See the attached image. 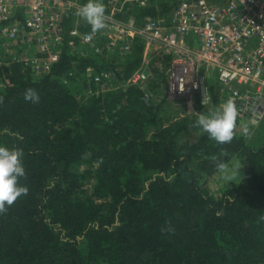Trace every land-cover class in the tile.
<instances>
[{
    "label": "trees",
    "instance_id": "trees-1",
    "mask_svg": "<svg viewBox=\"0 0 264 264\" xmlns=\"http://www.w3.org/2000/svg\"><path fill=\"white\" fill-rule=\"evenodd\" d=\"M119 1L113 19L136 27L169 22L178 2ZM74 16L63 17L65 29ZM142 51L138 35L122 56L118 46L108 54L70 46L65 34L41 75L0 65V146L23 152L19 184L28 188L0 214V264H264V140L253 145L234 130L231 143L217 144L194 126L198 118L163 124L165 94L153 104L135 85L99 90L96 74L126 79ZM150 66L165 89L168 57ZM28 88L37 103L25 100ZM187 130L196 138L183 139Z\"/></svg>",
    "mask_w": 264,
    "mask_h": 264
},
{
    "label": "built area",
    "instance_id": "built-area-1",
    "mask_svg": "<svg viewBox=\"0 0 264 264\" xmlns=\"http://www.w3.org/2000/svg\"><path fill=\"white\" fill-rule=\"evenodd\" d=\"M110 3L106 28L94 32L81 31L78 24L64 28L63 17L78 8L75 0H0V65L21 63L38 76L58 60L65 34L70 46L78 42L99 54L118 46L122 56L138 35L143 41L138 67L119 81L109 72L96 74L99 90L113 82L135 85L148 96L152 58L168 57L169 101L199 108L212 105L214 93L219 108L234 100L237 119L252 125L264 120V0H178L169 22L149 18L140 27L132 19L114 20L120 1ZM103 35L108 40L100 45Z\"/></svg>",
    "mask_w": 264,
    "mask_h": 264
},
{
    "label": "clouds",
    "instance_id": "clouds-1",
    "mask_svg": "<svg viewBox=\"0 0 264 264\" xmlns=\"http://www.w3.org/2000/svg\"><path fill=\"white\" fill-rule=\"evenodd\" d=\"M106 8L103 0H87L76 9L75 15L85 20L94 32L106 28ZM184 90L183 83H180V91ZM25 100L37 103L39 96L37 92L28 88L25 91ZM237 107L232 98H229L218 110L208 115L200 114L194 122L209 138L217 144L231 143L235 135ZM221 155H227L221 152ZM23 152L20 149H9L0 146V214H6L19 197L26 195L28 188L19 184L20 178L26 175L22 163ZM216 168L220 172H227V164L222 160H216ZM231 180L232 177L226 176Z\"/></svg>",
    "mask_w": 264,
    "mask_h": 264
},
{
    "label": "rangeland",
    "instance_id": "rangeland-1",
    "mask_svg": "<svg viewBox=\"0 0 264 264\" xmlns=\"http://www.w3.org/2000/svg\"><path fill=\"white\" fill-rule=\"evenodd\" d=\"M78 3V8L82 6L79 3V0H75ZM147 0H141V3L144 4ZM158 1V0H153ZM76 12V9H73V13ZM106 15V14H105ZM86 21L78 16H74V24L81 25L82 23H85ZM160 67L161 63L159 64ZM167 69V68H166ZM166 71V70H165ZM151 78L149 81V95L148 97L151 99V102L153 104H158L162 99L163 95L165 93V89L163 86H161L162 82L159 79V76L155 74L153 71L151 72ZM113 83V82H112ZM215 103V102H214ZM213 103V104H214ZM214 105H207V106H201L199 108L193 106L190 102L186 103L183 101H165L161 106V117H162V123L163 124H169L173 122L175 119L187 116L188 118H198L200 114L208 115L209 113L213 112ZM235 130L243 134L248 141L253 144L257 145L260 141L264 140V120L259 123L258 125H252L248 122L242 121L238 119V122L236 123ZM196 132L192 130L184 131L182 136L183 139H195L196 138ZM208 189L211 192H214L215 184L214 182L207 183ZM86 189L90 191V183L85 185Z\"/></svg>",
    "mask_w": 264,
    "mask_h": 264
},
{
    "label": "crops",
    "instance_id": "crops-1",
    "mask_svg": "<svg viewBox=\"0 0 264 264\" xmlns=\"http://www.w3.org/2000/svg\"><path fill=\"white\" fill-rule=\"evenodd\" d=\"M212 105H214V107H213V108H215L216 110H218V109H219V107H218V104H217V103H214V104H212Z\"/></svg>",
    "mask_w": 264,
    "mask_h": 264
}]
</instances>
